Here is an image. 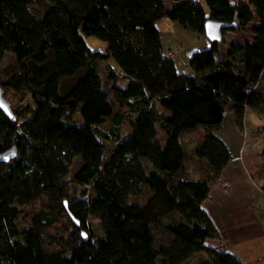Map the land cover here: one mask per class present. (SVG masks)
<instances>
[{"label": "trees", "instance_id": "1", "mask_svg": "<svg viewBox=\"0 0 264 264\" xmlns=\"http://www.w3.org/2000/svg\"><path fill=\"white\" fill-rule=\"evenodd\" d=\"M35 1L0 0V61L7 51L16 57L3 68L2 93L10 89L33 101L14 106L3 93L13 115L0 109V152L16 145L18 155L0 163V264H181L204 251L197 264H243L223 245H210L221 235L203 203L231 159L214 133L225 113L241 128L247 108L264 115V0H173L170 9L164 0H43L40 11ZM254 9L253 40L231 42L218 57L224 32L246 27ZM163 17L205 37L208 46L189 53L191 73L167 56L171 47L156 27ZM208 19L228 24L220 40L206 38ZM85 35L104 40L106 52L90 48ZM110 59L120 73L101 67ZM111 93L123 114L103 132L115 114ZM128 117L131 132L120 138L115 129ZM199 124L213 128L194 146L193 159H205L210 172L191 179L180 136ZM103 139L115 145L108 158ZM259 156L264 160V145ZM75 157L81 165L73 178L91 183L95 198L67 209L77 227L89 229L88 216H96L104 237H77L49 250L42 234L58 214L40 210L21 227L19 206L42 196L64 206V177ZM141 185L150 190L146 201H129ZM154 223L171 234L168 243L155 246Z\"/></svg>", "mask_w": 264, "mask_h": 264}, {"label": "rangeland", "instance_id": "2", "mask_svg": "<svg viewBox=\"0 0 264 264\" xmlns=\"http://www.w3.org/2000/svg\"><path fill=\"white\" fill-rule=\"evenodd\" d=\"M173 1V0H171ZM203 2V0H201ZM175 2V1H174ZM175 2L174 5H176ZM34 5L36 6L37 10H42V6L44 5L43 0L35 1ZM165 5L166 2H165ZM173 5V6H174ZM205 5V4H204ZM166 7L168 9L172 8ZM206 7V5H205ZM254 17L256 15V10H253ZM256 23V17L253 21H251L246 27L244 28H237L231 31L224 32V41L220 45V52L218 57H225L229 51V45L231 42H238L243 43L245 40L252 41L253 40V33H252V25ZM156 27L161 34V39L163 41L164 46L176 48L178 50V55L174 58L176 67L179 71L186 72L188 71V59L189 53L193 49H203L208 46L207 41L203 35L199 33L185 29L182 27L177 21H173L167 17H163L156 22ZM86 43L89 45L90 48L93 50L99 51L101 53H105L107 49V43L94 36V35H85L84 36ZM239 58V54L236 55ZM108 61L104 60L101 61V67L105 70V72H109L113 70L111 68L114 67V70L120 73L119 66L112 60ZM16 63V57L12 52H5L3 58L0 61V80L5 77L3 72V68L8 66L9 64ZM187 73V72H186ZM77 74L75 78L80 75ZM119 78V77H118ZM264 82V74L262 76ZM122 83V79L119 78L118 80ZM72 82L71 79H67L64 81V86L70 85ZM61 91L64 90L61 87ZM4 95L12 105L20 104L19 106L25 107L26 105H33V101L28 94L24 95L21 98L18 93L10 90L4 89ZM110 101L114 105V109L118 112H122V109L116 103L114 94L111 93ZM125 110V109H124ZM123 110V111H124ZM123 114V112L121 113ZM74 121H78V113H71L69 114ZM247 126L249 134L245 137V139L249 142L256 141L257 143L264 144V120L263 116L258 113H255L253 109L247 110ZM79 120L82 123V117L79 115ZM103 132H109L112 129L111 122L103 124L101 126ZM212 126L199 124L194 129L184 131L180 136L181 141L184 144L186 154H187V161L186 164L189 166L190 164L196 165L197 163L193 160V149L194 146L201 142L203 136L210 131ZM247 129V127H246ZM116 133L119 134L120 138H125L129 131H130V119H124L120 123V127L115 129ZM158 137L159 140L164 138L163 131L161 128H158ZM113 138H116L114 136ZM104 143L106 144V150L104 153L105 157H109L112 149L114 148L113 142H108L106 139H103ZM247 143V142H246ZM245 143V146H249V144ZM205 160V159H202ZM150 166V163H148ZM199 164V163H198ZM81 165L80 157H75L70 166L69 172L64 177L65 183V190L67 194L61 198V202L64 200L66 201V205H62L59 202L55 201L53 198L49 196H42L38 200L33 201L31 203L25 204L20 207V215L18 218L19 225L21 227H26L29 225L31 217L33 214L39 212L40 210H46L52 214H58L59 219L58 221L51 227L46 228L43 231L42 238L44 245L49 250H60L63 249L67 242L76 240L77 237L81 239L82 231L85 232V235L88 237L90 236L92 241L96 242L98 238L104 237V231L102 229L100 220L96 216H88L87 221L89 223V229L83 227H77L74 220L70 217L67 212V208L72 207L73 205L77 207L80 205L81 202H87L95 198L94 190L91 183L88 184H79L77 181L74 180V174L78 170L79 166ZM198 166V165H197ZM196 167V166H195ZM257 177L255 176V180L253 179L255 184H259V187L264 189V160L261 161L259 170H258ZM186 175L191 179H199L200 173L199 171H191L190 173L186 171ZM150 193L149 187L146 185H141L140 191L136 194H132L129 196V201L139 200L140 203L145 202L148 194ZM152 193V191H151ZM263 196L258 200L255 201L254 205H256V210L259 212L264 213V190H262ZM264 229V226H263ZM152 232L155 239V246L158 247L161 244L168 243L171 239V234L167 231V229L160 223H154L152 225ZM67 255L70 253L67 252ZM207 254L204 251L203 253H198L190 257L188 260L182 262L181 264H197L201 258H206Z\"/></svg>", "mask_w": 264, "mask_h": 264}, {"label": "crops", "instance_id": "3", "mask_svg": "<svg viewBox=\"0 0 264 264\" xmlns=\"http://www.w3.org/2000/svg\"><path fill=\"white\" fill-rule=\"evenodd\" d=\"M164 1L168 8L175 4L171 0ZM187 70V73H191L189 67ZM261 81V85H264L263 79ZM248 109L250 108L244 114L242 128L236 123L234 114L226 112L222 125L214 130L227 146L231 159L216 183L211 186L210 198L203 203V207L221 235L220 240H208L211 246L223 245L243 264H264V213L257 211L254 205L263 193L259 184L253 181L259 172L262 161L259 155L264 144L260 145L256 141L248 143L245 139L249 134L246 122ZM253 111L263 116L264 120V115L259 110ZM114 112L104 124H117L121 112L115 109ZM130 132L131 129L128 134ZM163 135L164 138L160 140L162 145L166 139L164 133ZM246 142L249 146H245ZM193 161L197 164L187 166L185 163V173L199 171V178H207L210 168L206 161L197 158Z\"/></svg>", "mask_w": 264, "mask_h": 264}, {"label": "water", "instance_id": "4", "mask_svg": "<svg viewBox=\"0 0 264 264\" xmlns=\"http://www.w3.org/2000/svg\"><path fill=\"white\" fill-rule=\"evenodd\" d=\"M228 24L218 21V20H212L208 19L204 24V33L208 40H220L222 38V29L226 27ZM0 109L7 114L8 116H12L13 112L11 110V107L9 103L6 101V99L3 96L2 93V87L0 85ZM18 155V149L16 145H12L6 150L0 152V163L3 162H9L12 159L16 158ZM65 205H66V201ZM68 214L70 217L74 220L76 226H79V221L75 219L72 212L67 209ZM82 238L83 240H87V236L85 235V232L82 231Z\"/></svg>", "mask_w": 264, "mask_h": 264}, {"label": "built area", "instance_id": "5", "mask_svg": "<svg viewBox=\"0 0 264 264\" xmlns=\"http://www.w3.org/2000/svg\"><path fill=\"white\" fill-rule=\"evenodd\" d=\"M166 54L170 58H175L178 55V50L176 48H169L166 50ZM263 226H264V220H263Z\"/></svg>", "mask_w": 264, "mask_h": 264}]
</instances>
